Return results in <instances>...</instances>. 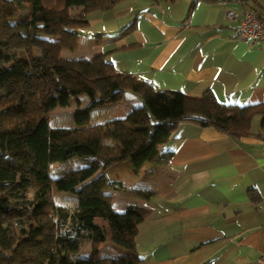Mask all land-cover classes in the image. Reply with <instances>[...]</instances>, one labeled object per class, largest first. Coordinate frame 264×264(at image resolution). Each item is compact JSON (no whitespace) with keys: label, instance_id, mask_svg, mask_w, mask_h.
I'll return each mask as SVG.
<instances>
[{"label":"trees","instance_id":"trees-1","mask_svg":"<svg viewBox=\"0 0 264 264\" xmlns=\"http://www.w3.org/2000/svg\"><path fill=\"white\" fill-rule=\"evenodd\" d=\"M119 1L25 0L26 16L16 17L13 24L24 40L15 49L5 44L4 32L12 27L6 15L15 17L20 1L0 0V264H140L134 238L148 209L129 204L114 210L110 191L122 186L121 181L109 179L100 169L128 160L137 173L156 158L159 145L184 121L241 138L251 134V120L258 115L264 134V102L236 105L217 101L210 93L160 91L118 71L103 54L61 56V49L78 47L79 29L88 22L89 9H109ZM245 1L263 19L250 3L254 0ZM73 7H83L76 17L69 16ZM134 28L135 20L120 33ZM49 31L51 36L45 37ZM36 41L41 53L35 52ZM71 78L77 87L64 83ZM125 90L138 94L141 104L125 116L91 122L93 109L117 101ZM82 92L89 102L77 104L73 123L52 126L49 114ZM72 160L81 163L69 166ZM56 163L66 167L54 176ZM54 184L75 192L77 203H56ZM25 208L30 214L16 222L30 224L32 231L15 238L4 228L3 219L11 210L20 214ZM95 217L107 222L110 241L123 247L124 254L100 256L98 247L106 231L94 223ZM86 242L89 250L80 254Z\"/></svg>","mask_w":264,"mask_h":264},{"label":"crops","instance_id":"crops-1","mask_svg":"<svg viewBox=\"0 0 264 264\" xmlns=\"http://www.w3.org/2000/svg\"><path fill=\"white\" fill-rule=\"evenodd\" d=\"M250 3L264 20V0ZM247 8L245 0H121L109 9H89L78 47L65 51L74 58L103 54L115 69L156 90L210 93L236 105L264 102V46L233 33ZM228 9L237 12L234 20L226 17ZM133 20L135 28L121 34ZM111 105L122 117L134 104L121 94ZM250 130L235 138L180 122L137 173L128 160L100 169L121 181L110 191L114 210L129 204L148 209L134 238L140 264H264V134L258 115ZM122 171L128 174L124 181ZM94 223L106 231L100 256L126 252L110 243L105 220L95 217Z\"/></svg>","mask_w":264,"mask_h":264},{"label":"rangeland","instance_id":"rangeland-1","mask_svg":"<svg viewBox=\"0 0 264 264\" xmlns=\"http://www.w3.org/2000/svg\"><path fill=\"white\" fill-rule=\"evenodd\" d=\"M19 1H20L19 2L20 8H17L15 17H11L10 14L6 15V18L12 24V27L4 32L5 44L7 46H9L10 48H15V49H19L21 47L23 40H24L22 32L20 30H18L17 28H15V26L13 25L15 22V18L17 17V19H22L23 17L26 16L27 11H28L25 0H19ZM81 10H82V7H77V8L73 7L71 9H69V14H70L69 16L70 17H76L78 15V13L81 12ZM52 25H53V23L51 24V26ZM44 36L50 37L51 36L50 31L45 32ZM35 44H36L35 45V52L41 53L42 51L39 48L37 41ZM65 50H67V49H61V56L68 58L67 56H69L70 53H68ZM69 51H73V50H69ZM74 80H75L74 78L66 79L67 82L64 80L65 81L64 83L66 85L70 86L71 88H73V87L75 88V87H77V84ZM100 94H101L100 90L97 89L96 95L99 96ZM122 97H126L128 100L132 101L134 104L133 106H137V105L141 104V98L139 97L138 94H136L133 91H130V90L122 91ZM132 97H134V98L132 99ZM76 99L79 102H77ZM88 102H89V97L83 92L76 95V96H72L68 106L58 107L49 114L50 124L52 126H69V125H71L73 123V110L77 107V104L80 107H82V106H85ZM111 104L112 103H107L104 106L97 107V108L93 109L91 111V118H92L91 122L92 123L103 122L109 118L118 117L119 115H117V114H121L120 110L118 109V107L116 105H111ZM77 163L80 164L81 161L72 160V162H69L68 165L72 166V165H75ZM65 167H66V164H63V165L62 164L59 165L58 163L54 164L52 166V172L54 173V176H57L61 171L60 169H63ZM127 175L125 172L122 171V173H120L119 178L122 179V181H124L125 178L127 177ZM52 193H53L54 201L58 204L73 206L74 204L77 203V200H78L77 195L73 191L58 189L57 186L54 184L52 187ZM25 195L28 197L31 196L32 195V189L28 188L25 191ZM10 201L12 202V197H10ZM30 212H31L30 208H25V209L21 210L20 214H18L14 210H11L10 212H8L5 215V217L3 219V226L11 236H13L15 238H19V237L24 236V235H26L32 231V228L29 227V226H31L30 224H25V223L22 224V223L16 222L17 219H21L19 217H23V219L25 217H27L30 214ZM19 215H21V216H19ZM110 243H112V242H110ZM86 244H87V242L83 243V248H82L81 252L88 251L89 245L87 244L88 245L87 246Z\"/></svg>","mask_w":264,"mask_h":264},{"label":"built area","instance_id":"built-area-1","mask_svg":"<svg viewBox=\"0 0 264 264\" xmlns=\"http://www.w3.org/2000/svg\"><path fill=\"white\" fill-rule=\"evenodd\" d=\"M237 12L226 10V17L234 20ZM234 35L243 41L260 42L264 46V20L251 9H245L238 24L233 29ZM262 260V259H261Z\"/></svg>","mask_w":264,"mask_h":264}]
</instances>
